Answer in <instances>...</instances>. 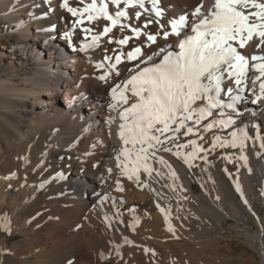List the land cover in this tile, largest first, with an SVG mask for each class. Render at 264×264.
<instances>
[{
	"label": "bare ground",
	"instance_id": "6f19581e",
	"mask_svg": "<svg viewBox=\"0 0 264 264\" xmlns=\"http://www.w3.org/2000/svg\"><path fill=\"white\" fill-rule=\"evenodd\" d=\"M63 2L0 0V218L7 208L10 233L21 235L17 244H9L0 219V264H229L234 239L245 247L241 254L248 264H264V213L256 204L264 205V140L256 139L264 138V98L253 103L259 83L253 89L249 79L237 89L225 74L221 99L228 101L227 87H232L231 95L242 97L236 111L225 108L221 117L214 110L200 125L188 121L194 131L187 136L185 129L166 133L171 139L161 136L164 144L150 150L156 155L147 161L151 176L141 170L142 183L129 180L116 167V156L125 147L118 135L119 114L135 98L129 93L128 105H109L111 88L134 74V62L122 58L120 76L113 73L105 81L98 77L119 51L142 45L150 54L165 41L158 37L157 45H148L142 35L129 45L109 43V38L131 35L130 29L121 33L117 27L101 37L97 48L81 50L110 22L85 19L73 28L78 17ZM160 2V22L168 26L180 15L198 19L191 15L196 6L202 3L206 12L214 0ZM68 3L82 8L91 0ZM145 7L149 12L139 20L123 22L143 29L146 20L156 19L151 5L146 2ZM115 10L109 3V12ZM128 11L133 17L143 12L139 7ZM86 27L93 29L87 36ZM158 28L153 23L143 31L154 34ZM65 31L72 32L71 40ZM172 42L170 37L167 43ZM241 51L249 58L264 55L255 42ZM68 53L76 59L73 65L64 60ZM105 55L113 59L104 60ZM100 62L105 68L96 67ZM61 91L65 95L59 99ZM228 115L236 120L234 125L203 131L205 123ZM239 128L252 137L243 148H212L214 137L230 140ZM190 140L205 151L185 163L184 155L175 153L191 152L190 145L177 148ZM117 179L123 191L117 190ZM250 248L258 257L248 253Z\"/></svg>",
	"mask_w": 264,
	"mask_h": 264
},
{
	"label": "snow or ice",
	"instance_id": "6c2138e0",
	"mask_svg": "<svg viewBox=\"0 0 264 264\" xmlns=\"http://www.w3.org/2000/svg\"><path fill=\"white\" fill-rule=\"evenodd\" d=\"M80 2L83 3V0ZM146 2L151 5L150 11L155 14L156 19L146 20L143 29H147L153 23L158 24L159 28L154 34L143 31L141 27H133L131 23L123 22L133 18L139 20L143 13L149 12V9L145 7ZM109 3L115 6L114 13L109 12ZM159 4L160 0H99V4L97 0H91V3L78 8L69 6L68 0H64L61 5L73 17H78L72 25L73 28L83 25L85 19L92 22L102 17L110 22L103 26L102 31L91 35V39L86 40L81 50L97 48L101 37L108 36L117 27L121 33L130 29L131 35H122L115 40L109 38V43L114 42L120 46L129 45L133 37L139 38L142 35L146 36L148 45H157L158 37L165 41V46L157 45L158 50L151 51L150 54L142 45L131 47V50L126 53L119 51L114 57L115 62L110 63L107 70L98 77L99 80L105 81L113 73L117 77L120 76L121 72L117 66L122 63V58L134 62V68L130 70L134 74H130L126 80L111 88L113 103L109 107L128 105L129 93L135 98L130 106L124 107L119 114L122 122L119 125L118 135L125 147L121 148L116 156V167L120 170V175L137 183H142L141 170L151 176L153 168L147 161L149 155L153 157L156 155L155 151L150 150L164 144L161 136L171 139L165 134L179 133L182 129H185L183 135L187 136L194 131V127L189 125L188 121H192L194 125H200L202 121L214 115V110H218L221 117L225 115V108L236 111L242 97L238 94L231 95L234 92L232 87H227L228 101L221 99L225 74L230 81L234 80L237 89L249 79L253 89L259 83V94L255 95L253 103L264 98V55L254 53L249 58L241 51L253 42L256 43L257 50L264 49V0H214L206 12L202 11L201 3L191 13L198 17L190 25L194 34L185 35L183 38H180L182 33L189 28L188 16L180 15L178 19H170L166 26L160 22L163 9ZM135 7H139L143 12L136 11L133 17L128 9ZM83 31L87 36L93 32V29L86 27ZM64 36L71 40L72 32L65 31ZM171 36L178 38L176 47L179 51L170 50L173 45L167 42ZM112 59L111 56H104V60ZM249 60L252 61L253 69L251 77L248 74ZM96 67L103 69L105 64L100 62L96 64ZM112 119L109 118L110 121ZM235 123L236 120L228 115L227 119H213L205 123L203 131L208 132L217 126L228 128ZM256 127L259 128L258 125ZM230 136V140L214 137L212 148L227 145L233 148L239 145L243 148L245 141L252 139L245 128L233 130ZM256 139L264 140L259 135ZM189 145L192 146V151L186 155L179 151L175 153L177 156L184 155L185 163H189L197 158L198 153L205 151L202 145H197L192 140L188 142V145L178 144L177 148H185ZM260 147L264 149V142L260 144ZM170 150L167 147L164 148V151ZM241 159L247 158L242 156ZM160 162L164 163L162 157ZM108 172L111 173L112 169L109 168ZM172 175L175 176V172ZM116 186L117 190H124L119 179L116 180ZM236 189L241 191L239 183ZM0 219L4 220L5 231L10 232V220L7 217ZM125 242L131 243L127 237Z\"/></svg>",
	"mask_w": 264,
	"mask_h": 264
},
{
	"label": "rangeland",
	"instance_id": "374dc122",
	"mask_svg": "<svg viewBox=\"0 0 264 264\" xmlns=\"http://www.w3.org/2000/svg\"><path fill=\"white\" fill-rule=\"evenodd\" d=\"M61 95L59 96V99L62 97V94L64 95V92L61 91ZM196 186H198V184L195 183ZM257 206L260 209V212L263 214L264 213V205L259 204L258 202L256 203ZM8 216V211L7 208L4 209L3 211V217H7ZM233 219H230L229 222L225 223V227L229 226V223L232 222ZM4 223V220H3ZM3 223H2V228L4 230V234H5V238H7L9 244L11 243H16L20 240L21 235L20 234H16V236H12V233L5 231L4 227H3ZM19 239V240H18ZM3 240V236H1L0 241ZM17 244V243H16ZM231 248L228 249V254L231 253L230 256V260H229V264H248L246 257H244L241 253L242 251L245 249V247L243 246L242 243L237 242L235 239L231 241L230 243ZM231 251V252H230ZM249 254H255L256 257H258L256 251L253 248H250V250L248 251Z\"/></svg>",
	"mask_w": 264,
	"mask_h": 264
}]
</instances>
